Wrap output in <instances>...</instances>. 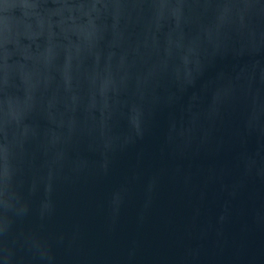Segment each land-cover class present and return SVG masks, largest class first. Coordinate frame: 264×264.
I'll return each instance as SVG.
<instances>
[{
    "label": "water",
    "instance_id": "95a60500",
    "mask_svg": "<svg viewBox=\"0 0 264 264\" xmlns=\"http://www.w3.org/2000/svg\"><path fill=\"white\" fill-rule=\"evenodd\" d=\"M0 264H264V0H0Z\"/></svg>",
    "mask_w": 264,
    "mask_h": 264
}]
</instances>
